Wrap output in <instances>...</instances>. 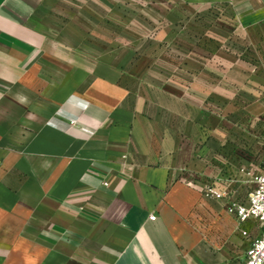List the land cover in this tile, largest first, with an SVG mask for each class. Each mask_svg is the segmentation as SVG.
<instances>
[{
	"label": "crops",
	"instance_id": "crops-1",
	"mask_svg": "<svg viewBox=\"0 0 264 264\" xmlns=\"http://www.w3.org/2000/svg\"><path fill=\"white\" fill-rule=\"evenodd\" d=\"M139 1L0 0V264H242L260 235L227 208L264 170V103L224 83L241 45L264 65V0H233L229 56L220 26L144 53Z\"/></svg>",
	"mask_w": 264,
	"mask_h": 264
},
{
	"label": "rangeland",
	"instance_id": "rangeland-1",
	"mask_svg": "<svg viewBox=\"0 0 264 264\" xmlns=\"http://www.w3.org/2000/svg\"><path fill=\"white\" fill-rule=\"evenodd\" d=\"M130 1V0H129ZM233 0H141L138 4V9H142L145 15L144 18H135V7L130 6L133 2H128V13L127 18L121 19L122 27L127 26L130 28L139 27L142 23L144 26V33L142 34L141 40L144 44V53H146V48L151 47V43L158 41V33L156 28L166 29L168 26L176 27H191L193 36L195 38L200 36H210L215 37L216 33L214 30H211L210 27L220 26L223 29V38H224V52L225 56H229L231 52L232 45L229 41V38L235 33L234 29L236 27V21L233 18L231 8ZM65 5V4H64ZM63 5V6H64ZM71 7V2L67 3L65 7ZM152 10H158L160 17L151 18L150 13ZM139 12V11H138ZM133 15V17L130 16ZM113 19V18H112ZM119 19H113V21ZM202 27L206 29L207 33H203L199 30ZM208 27V29H207ZM166 31V30H165ZM195 33V34H194ZM135 36L129 34V37ZM138 37L141 35H137ZM177 41L182 42L183 37L185 36L183 30H176L174 34ZM219 36V34H218ZM167 34H161L160 39L164 38L166 41ZM253 50L247 49L245 45L240 46V57L241 62L245 61V64L240 68L241 76H249L250 79L247 81H236V82H225V89L230 88L231 90H239L241 97L247 96L248 94L254 98L250 99L255 100L256 103H264V65H254L250 64L247 61V58L253 59L254 55ZM264 53V51H263ZM255 55H258L257 53ZM252 77V78H251ZM256 94V97H255ZM246 99L243 97L240 100V103L243 105ZM261 113V112H260ZM259 114V113H257ZM264 113L260 116L261 123L264 125ZM243 115L241 114V120ZM70 128H75V121L69 123ZM34 133V131H32Z\"/></svg>",
	"mask_w": 264,
	"mask_h": 264
},
{
	"label": "built area",
	"instance_id": "built-area-1",
	"mask_svg": "<svg viewBox=\"0 0 264 264\" xmlns=\"http://www.w3.org/2000/svg\"><path fill=\"white\" fill-rule=\"evenodd\" d=\"M253 184L245 204H232L227 208V213L234 215L239 223L253 220L260 228V235L251 242L242 264H264V170L253 178ZM201 194L211 200L224 198V194L213 186L205 187ZM149 220L155 221V217Z\"/></svg>",
	"mask_w": 264,
	"mask_h": 264
}]
</instances>
